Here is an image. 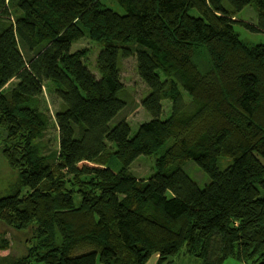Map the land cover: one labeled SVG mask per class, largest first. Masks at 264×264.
<instances>
[{
    "label": "trees",
    "instance_id": "1",
    "mask_svg": "<svg viewBox=\"0 0 264 264\" xmlns=\"http://www.w3.org/2000/svg\"><path fill=\"white\" fill-rule=\"evenodd\" d=\"M111 2L0 0V120L6 139L22 138L3 147L21 189L0 197V222L37 225L25 258L37 264H147L154 254L158 264H264L254 183L264 177V42L237 32L264 36V0ZM247 7L255 21L238 17ZM86 37L103 44L95 73L73 49ZM128 58L148 87L150 118L135 133L124 116ZM47 88L61 102L53 156L34 144L49 127L38 104ZM225 154L233 162L221 167ZM141 156L155 157L145 180L132 170ZM188 163L207 175L203 186ZM78 243L89 248L73 251Z\"/></svg>",
    "mask_w": 264,
    "mask_h": 264
},
{
    "label": "rangeland",
    "instance_id": "2",
    "mask_svg": "<svg viewBox=\"0 0 264 264\" xmlns=\"http://www.w3.org/2000/svg\"><path fill=\"white\" fill-rule=\"evenodd\" d=\"M103 1L105 2V5L114 7V4L111 2V0ZM256 13L257 11L253 7H247L241 14L238 15V17L244 21H255ZM237 32L240 40L246 45L252 46L257 43L264 42V36L261 34L250 33L246 29L239 26H237ZM102 45L103 44H98L92 41L91 38L86 37L76 42L73 46V49L84 51L86 56L84 58V62L88 68L95 73L97 69V56ZM203 53V49L197 53L198 61L208 64ZM121 75L123 82L125 83L126 88L128 89L132 98L130 105L124 113V116L132 125V133H135L138 125L150 118L142 106V99L148 93V87L143 83L137 74L135 58L123 60L121 64ZM245 79L250 82L253 80L251 69H248ZM6 87L8 88L9 85ZM51 89L53 90V88ZM38 104L39 108L49 118V127L44 132L42 137H40L34 144L36 145L39 155L53 156L58 151L59 132L56 124V113L61 107V102L55 92L49 91L47 88L43 95L38 99ZM170 109V101L167 99L164 100L163 111L166 117L169 116ZM2 127L3 126L0 120V197L3 195H8L17 189H21V184L17 173L10 167L6 158L3 156V147L4 144H11V146L17 148L19 146L18 144L22 141V138H17L14 141L6 139L2 132ZM154 158L155 157L141 156L136 160L132 166V170L138 178L145 180L153 172L152 168L154 166ZM231 162H233V157L225 154L222 158H220L219 166L224 167L226 164ZM88 165L95 166L94 163H88ZM236 165L240 170H243L242 162H237ZM187 168L191 177L203 186L207 181V175L194 163H188ZM255 180L256 181L254 183L258 191L263 193L264 177L260 179L256 178ZM22 190L26 192L27 189L25 190L24 188ZM0 231L2 237L9 242V247L6 250H0V264H17L20 262L23 264H37L35 261L25 259L28 255L29 248L33 246V243L35 242L34 237L36 236L37 232V225L35 223L30 224L25 230H22V228L19 229L13 225L0 222ZM88 248L89 247L83 243H78L74 246L73 251L78 252ZM184 259L188 261L190 258L185 257ZM175 263H178V260ZM182 264H186L185 261H183ZM189 264H200V261L191 259V263ZM222 264L244 263L236 258H229Z\"/></svg>",
    "mask_w": 264,
    "mask_h": 264
},
{
    "label": "crops",
    "instance_id": "3",
    "mask_svg": "<svg viewBox=\"0 0 264 264\" xmlns=\"http://www.w3.org/2000/svg\"><path fill=\"white\" fill-rule=\"evenodd\" d=\"M158 259H159V254H154L148 261L147 264H158ZM184 259V258H183ZM183 261H185L186 264L191 263V259H189L188 261H186L185 259L182 260V262L178 261V263L176 264H182Z\"/></svg>",
    "mask_w": 264,
    "mask_h": 264
}]
</instances>
